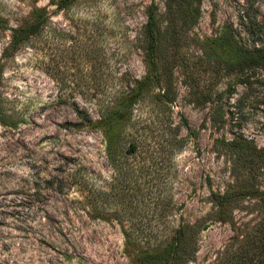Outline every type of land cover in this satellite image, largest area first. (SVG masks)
I'll use <instances>...</instances> for the list:
<instances>
[{
  "label": "rangeland",
  "instance_id": "374dc122",
  "mask_svg": "<svg viewBox=\"0 0 264 264\" xmlns=\"http://www.w3.org/2000/svg\"><path fill=\"white\" fill-rule=\"evenodd\" d=\"M189 1L0 0V264H264V0Z\"/></svg>",
  "mask_w": 264,
  "mask_h": 264
},
{
  "label": "trees",
  "instance_id": "16d2710c",
  "mask_svg": "<svg viewBox=\"0 0 264 264\" xmlns=\"http://www.w3.org/2000/svg\"><path fill=\"white\" fill-rule=\"evenodd\" d=\"M75 0H51L52 3H57L58 6H65L70 4ZM186 1V0H184ZM193 1V0H190ZM189 1V2H190ZM189 6V5H188ZM46 24L45 18V9H33L26 19L10 30V40L6 48L4 49V53L7 51H15L20 49L27 40L39 34ZM4 28L3 21L0 18V29ZM146 41L148 48V59L150 64H153L154 57L157 52V40L159 34V28H157V24L155 21V17L153 14H150L146 27ZM218 41L222 43V45H228L229 47L234 48V52L236 53L237 60L236 66L240 69L245 67H253V68H264V44L262 42H255L251 47H247L242 44L239 36L235 33L227 34L226 31H223ZM260 43V44H258ZM1 75H2V66L0 65V84H1ZM2 113L1 101H0V115ZM0 123L5 126L15 127V124H6L0 118ZM161 256V264H172V261L177 257V251L173 249L172 242L166 244L161 250L146 254L143 257V263H155L160 259Z\"/></svg>",
  "mask_w": 264,
  "mask_h": 264
}]
</instances>
